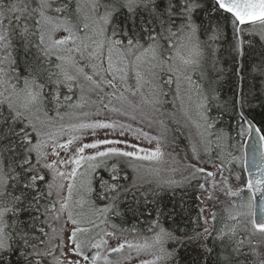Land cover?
<instances>
[{
  "label": "snow or ice",
  "instance_id": "obj_1",
  "mask_svg": "<svg viewBox=\"0 0 264 264\" xmlns=\"http://www.w3.org/2000/svg\"><path fill=\"white\" fill-rule=\"evenodd\" d=\"M255 37L264 47V0H0V264H264V125L251 116L264 55L244 65ZM246 71L261 90H244ZM104 111L125 119L93 118ZM101 129L151 147L84 142ZM185 134L190 156L166 152ZM254 135L255 172L234 186V141ZM193 181L194 219L138 207L145 185Z\"/></svg>",
  "mask_w": 264,
  "mask_h": 264
},
{
  "label": "trees",
  "instance_id": "obj_2",
  "mask_svg": "<svg viewBox=\"0 0 264 264\" xmlns=\"http://www.w3.org/2000/svg\"><path fill=\"white\" fill-rule=\"evenodd\" d=\"M264 55V47H261L259 42V37L254 38V47L249 48L248 45H245V56H244V65L245 68L250 71V67L259 62L260 57ZM224 67L226 69L224 80L222 81V98H230L232 95V91L235 90L237 81L231 75V68L232 62L230 58L225 57ZM245 81H244V90L258 92L261 90V82L259 79H252V76L249 74L248 71L245 72ZM75 99V98H74ZM167 99H171L168 97ZM165 110H170L169 105H165ZM251 116L255 118L258 124L264 125V109L257 108L254 112L251 113ZM228 116L224 117V125H228ZM233 136H235V131H233ZM171 138V134H170ZM245 137L239 138L238 140L234 141L237 145V150L234 152L235 155L240 156L242 158L241 162L237 164L233 168V171L236 173L241 174V181L234 184V186H240L244 183L246 173L245 171L242 172L244 169L243 159V143ZM188 140L186 138V134L184 136H180L171 146L167 147L165 150L166 152H170L173 155H176L178 159L183 158L186 154L188 156L191 155L190 149L188 148ZM170 159V158H169ZM228 167H233L231 164ZM102 175L107 178L106 172H101ZM168 174V172H162L161 175ZM131 175V173H130ZM187 175V173H184ZM225 175H228L225 172ZM175 179H181L180 173H176L174 176ZM136 199L140 201L138 207L141 209L147 208L148 210H152L157 205H167L169 208H175V210L180 213V215L185 217L195 218L199 208L203 207L197 200L198 196H201L199 189L196 187V181H193L191 185H184L183 187H178L175 189L170 188H157L155 185H145L139 191L135 193ZM145 194L147 195V200L149 201L148 204H145ZM243 196L250 197V194L245 191ZM132 194H129V201H131ZM155 201V204L151 203ZM133 207H137V205L133 204ZM207 214V213H205ZM129 219H131V213L128 214ZM194 253L187 252L182 253L184 257H191ZM182 264H189L188 260H182Z\"/></svg>",
  "mask_w": 264,
  "mask_h": 264
},
{
  "label": "rangeland",
  "instance_id": "obj_3",
  "mask_svg": "<svg viewBox=\"0 0 264 264\" xmlns=\"http://www.w3.org/2000/svg\"><path fill=\"white\" fill-rule=\"evenodd\" d=\"M93 99H95V97H93ZM90 110L91 111H94V109H88V108H85L84 109V111H90ZM93 118H99V119L112 118V119H121L122 121H124V119H125V118H122V117H117L115 114L110 113V112H107V111L102 112L99 117H93ZM128 122H131V121H128ZM131 123H133V126L134 127L139 126V125H137L136 122H131ZM142 126L144 127L145 131H149L152 134H156V132L158 131V128L155 125L153 127H151V128H149L147 126V124H144ZM106 132H107V135H106ZM97 138H99V139H105V138H108V139H116V138H118V139H125V138H127L131 142L140 144L143 147H151V145H148V144H146L143 141L133 140V138L130 135H128L127 133H126V136L125 137H120L119 134H118V130H117L116 133H112L111 130H103V129L97 130L96 136H92L91 133L88 132L84 136V142L85 143L91 142L92 140L97 139ZM121 147H123V145H121ZM86 151H90V150H86ZM61 156L62 157L65 156V153L62 152L61 153ZM205 166L206 167H209V169L211 170V165H205ZM162 176L164 178H167L169 175L168 174H166V175L162 174ZM246 198H248V197H246ZM132 264H135V261H133Z\"/></svg>",
  "mask_w": 264,
  "mask_h": 264
},
{
  "label": "water",
  "instance_id": "obj_4",
  "mask_svg": "<svg viewBox=\"0 0 264 264\" xmlns=\"http://www.w3.org/2000/svg\"><path fill=\"white\" fill-rule=\"evenodd\" d=\"M258 138L254 135L251 140H249L247 137L244 139L243 143V153H244V169L246 176L248 174L247 170H251L252 172H255V168L253 167V148L252 146L256 145V151L257 153L261 150L259 144L257 143ZM246 161V163H245Z\"/></svg>",
  "mask_w": 264,
  "mask_h": 264
}]
</instances>
